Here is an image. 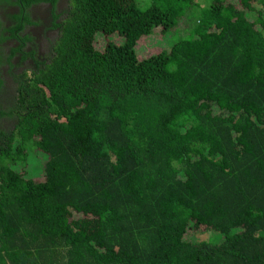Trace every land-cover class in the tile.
I'll return each mask as SVG.
<instances>
[{"label":"trees","instance_id":"obj_1","mask_svg":"<svg viewBox=\"0 0 264 264\" xmlns=\"http://www.w3.org/2000/svg\"><path fill=\"white\" fill-rule=\"evenodd\" d=\"M69 7L0 110V264H264V0Z\"/></svg>","mask_w":264,"mask_h":264},{"label":"flooded vegetation","instance_id":"obj_2","mask_svg":"<svg viewBox=\"0 0 264 264\" xmlns=\"http://www.w3.org/2000/svg\"><path fill=\"white\" fill-rule=\"evenodd\" d=\"M69 3L70 0H0V110L7 113L13 107L19 75L38 70L37 61L42 68L43 63L51 65L54 46L62 37L57 26L68 17ZM18 122L16 116H0V133L13 131Z\"/></svg>","mask_w":264,"mask_h":264},{"label":"rangeland","instance_id":"obj_3","mask_svg":"<svg viewBox=\"0 0 264 264\" xmlns=\"http://www.w3.org/2000/svg\"><path fill=\"white\" fill-rule=\"evenodd\" d=\"M146 47H148L149 49H151L152 48V45L146 44Z\"/></svg>","mask_w":264,"mask_h":264}]
</instances>
